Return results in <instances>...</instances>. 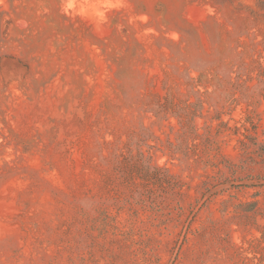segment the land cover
I'll list each match as a JSON object with an SVG mask.
<instances>
[{"label": "rangeland", "instance_id": "1", "mask_svg": "<svg viewBox=\"0 0 264 264\" xmlns=\"http://www.w3.org/2000/svg\"><path fill=\"white\" fill-rule=\"evenodd\" d=\"M0 264H264V0H0Z\"/></svg>", "mask_w": 264, "mask_h": 264}]
</instances>
